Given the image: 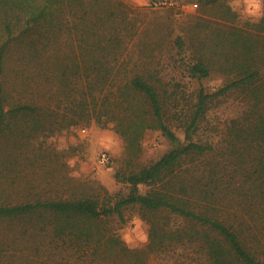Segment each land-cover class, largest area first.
Listing matches in <instances>:
<instances>
[{
    "label": "trees",
    "instance_id": "1",
    "mask_svg": "<svg viewBox=\"0 0 264 264\" xmlns=\"http://www.w3.org/2000/svg\"><path fill=\"white\" fill-rule=\"evenodd\" d=\"M140 9L0 0V264H264V11L164 46L137 44ZM93 125L124 140L117 192L48 142ZM151 130L171 146L144 163ZM128 208L144 245L119 232Z\"/></svg>",
    "mask_w": 264,
    "mask_h": 264
},
{
    "label": "rangeland",
    "instance_id": "2",
    "mask_svg": "<svg viewBox=\"0 0 264 264\" xmlns=\"http://www.w3.org/2000/svg\"><path fill=\"white\" fill-rule=\"evenodd\" d=\"M134 6H140L139 19L144 20L147 29L138 33V45H173L172 39L177 33H186L187 27L194 20H203V25L195 26L199 37H205L216 22L227 15L226 7L230 6L241 19L257 20L264 11V0H217L215 4L205 8L200 0H167V4L155 6L154 0H128ZM174 9L176 16H170L166 11ZM144 13V14H143ZM148 13V14H146ZM146 19H144L145 17ZM205 24V25H204ZM221 79L213 76L205 80V84L215 86ZM233 105V104H232ZM221 112V110L219 111ZM48 142L59 148L67 149L68 161L75 167L78 176H88L105 185L111 192L123 188V183L117 182L115 170L124 164L125 144L123 138L111 127L93 125L85 130L81 127H71L49 136ZM171 143L160 130L147 132L142 162L148 163L160 157ZM107 150L112 155L110 165L101 166L98 158L101 151ZM128 221L117 220L119 232L131 246H141L148 240L149 225L140 217L136 209L126 210Z\"/></svg>",
    "mask_w": 264,
    "mask_h": 264
},
{
    "label": "built area",
    "instance_id": "3",
    "mask_svg": "<svg viewBox=\"0 0 264 264\" xmlns=\"http://www.w3.org/2000/svg\"><path fill=\"white\" fill-rule=\"evenodd\" d=\"M167 2H168L167 0H154L153 4L155 6H161V5L167 4ZM111 162H112V155L109 153V151L107 150L101 151L99 158H98V164L101 166H107V165H110Z\"/></svg>",
    "mask_w": 264,
    "mask_h": 264
}]
</instances>
